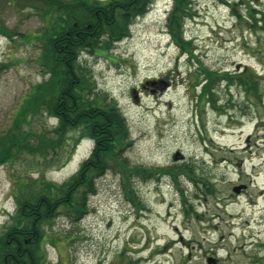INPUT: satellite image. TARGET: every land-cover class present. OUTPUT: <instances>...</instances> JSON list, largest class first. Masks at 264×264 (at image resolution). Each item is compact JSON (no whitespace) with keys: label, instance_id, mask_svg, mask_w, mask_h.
Returning <instances> with one entry per match:
<instances>
[{"label":"rangeland","instance_id":"obj_1","mask_svg":"<svg viewBox=\"0 0 264 264\" xmlns=\"http://www.w3.org/2000/svg\"><path fill=\"white\" fill-rule=\"evenodd\" d=\"M227 1L236 7L193 0L182 46L168 25L174 0H153L128 36L83 53L97 94L127 119L128 166L97 179L80 220L64 210L47 223L45 264L264 262V0ZM50 3L0 0V235L20 182L62 184L94 147L80 128L50 146L58 120L39 110L23 121L38 140L11 156L17 114L50 78ZM242 70L262 80L250 95L232 79ZM152 80L155 91L142 88Z\"/></svg>","mask_w":264,"mask_h":264},{"label":"trees","instance_id":"obj_2","mask_svg":"<svg viewBox=\"0 0 264 264\" xmlns=\"http://www.w3.org/2000/svg\"><path fill=\"white\" fill-rule=\"evenodd\" d=\"M192 1L174 0L168 17L172 37L181 46L187 43L183 31L185 20L194 12ZM51 2L54 7L51 12L46 11V15L50 13V27L44 33L42 58L50 78L35 86L27 103L20 108L15 120L16 131L12 133L16 143L11 156L22 152L20 146L25 141L27 145L38 140L39 131L30 126L24 130L23 124L39 110L58 120L56 131L62 135L58 141L52 140L50 146L61 147L64 134L80 128L83 135L92 139L94 147L78 171L62 184L47 181L44 176L30 183H19L20 196L15 194L16 212L0 235V264H45L46 242L50 240L47 223L64 210L74 220H80L87 213L90 195L96 192L97 179L112 168L119 170L128 166L123 156L131 143L127 119L116 104L108 103L97 94L82 55L108 49L128 36L130 26L137 17L149 12L153 0ZM223 2L233 8L237 5L236 1ZM232 79L248 95L262 81L251 70H242ZM256 264L264 262L258 259Z\"/></svg>","mask_w":264,"mask_h":264},{"label":"water","instance_id":"obj_3","mask_svg":"<svg viewBox=\"0 0 264 264\" xmlns=\"http://www.w3.org/2000/svg\"><path fill=\"white\" fill-rule=\"evenodd\" d=\"M145 85H154V83L148 81V82L145 83ZM242 188H245V186L235 187L234 191L239 193ZM208 263L209 264H217V262L214 259H209Z\"/></svg>","mask_w":264,"mask_h":264},{"label":"flooded vegetation","instance_id":"obj_4","mask_svg":"<svg viewBox=\"0 0 264 264\" xmlns=\"http://www.w3.org/2000/svg\"><path fill=\"white\" fill-rule=\"evenodd\" d=\"M104 2V1H103ZM79 35V34H78ZM152 82L154 83V85H143L142 88L143 89H150L152 91H155L158 87H159V84L161 82H158L157 80H152Z\"/></svg>","mask_w":264,"mask_h":264}]
</instances>
